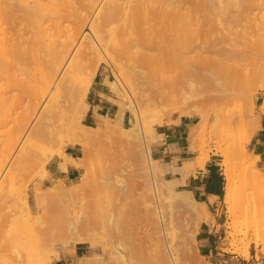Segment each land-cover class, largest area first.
Instances as JSON below:
<instances>
[{
    "label": "bare ground",
    "instance_id": "6f19581e",
    "mask_svg": "<svg viewBox=\"0 0 264 264\" xmlns=\"http://www.w3.org/2000/svg\"><path fill=\"white\" fill-rule=\"evenodd\" d=\"M214 31L219 32L216 42L222 46L216 48L215 52L211 49L212 57L209 54L207 58H203L208 63L206 66L202 65V57V62L197 63L192 59L193 54L199 50L204 52L201 44H214ZM261 32H264V0H0V260H5L6 264L52 263L50 248H47L50 243H43L46 240L42 237L45 232L39 234L40 228L45 227L41 223L40 227L35 222L34 208L28 203V195L18 189V183L24 177L22 173L32 171L28 168L35 164L34 161L42 149L41 143L47 136L65 127L63 143L51 159L58 155L61 161L57 166L60 171H66L68 163L78 166L80 160L77 162L67 156L64 144L82 147L94 140L97 134L93 131L102 128L100 122L104 128H108L112 126V121L126 131L132 130L131 124L139 121L143 125L144 133L151 129L153 123L163 124L161 115L145 121V110L138 104L136 96L134 98L137 103L127 90L132 100L126 102L117 83L108 79L107 85L119 99L120 105L113 117H109V114H97L95 116L98 121L95 126L83 124L82 119L90 108L86 98L101 63H116L117 59L125 57L128 63L133 59L131 65L125 67L126 74L140 79L145 73L146 65L157 61L156 59L190 60L201 64L192 67L188 65L190 69L187 70L191 76L188 84L194 86L195 81L203 83L210 93L218 94L214 98H220L222 103L227 98V105L232 100L236 104L233 110L236 112L231 111L230 115L227 114L225 106L216 107L217 110L220 109L216 110L218 113H223L225 109L226 115L215 113L216 116L211 122L212 128L220 133L221 127L230 128L237 121H243L241 123L247 142L260 127V114L256 112L255 99L264 90V63L260 62V56L264 55V48L260 44L264 43L258 42L261 49H257L254 44L260 38ZM213 47L215 49L216 45ZM145 61L147 64H144ZM128 67L133 75L128 74ZM225 75L230 80H226L228 86L224 81ZM235 85L239 88L237 86L238 89H235ZM133 86L134 84L133 94L137 95ZM229 98L233 99L228 100ZM82 129L87 131L81 132ZM217 135L220 136L218 133ZM19 142L21 147L7 167ZM148 143L145 160L151 182L148 183L147 192L160 201L162 187L158 185L155 161L151 157L150 142ZM245 143H241L235 150L244 168L233 170L228 161L229 156L225 153L223 203L227 211L231 210V205L236 204L245 216L244 237L250 235V238L242 255L248 259L250 245L264 250V209L257 208L259 199L263 198L264 201V170L256 168V157L246 149ZM50 160L42 165V176L47 173L46 166ZM204 161L205 158L202 157L196 164L185 162L182 168L176 167L173 170L183 172L181 174L184 177L196 168L203 169ZM32 168L36 170L35 165ZM85 176L86 173L81 174V179L85 181L84 183L80 179L83 185L89 184L84 179ZM62 182V179H52L51 184L46 187L48 194L55 196L53 202L46 204L49 203L52 209L62 210L69 217V224L63 229L65 234L68 232L79 235L81 231L76 220L83 210V202L81 197L74 194L79 188L67 191ZM179 183V180L171 179V185L166 187L170 191L169 201L183 205L181 207H186L198 219L203 218L202 213L207 205L195 200L188 191H184L186 197H180L183 193L176 189ZM86 185L76 186L83 189ZM41 188L44 190V187ZM34 194L40 196L45 193L41 194L40 188L36 187ZM214 200L209 201L213 203ZM35 203L41 209V202ZM46 204L42 205V209L43 206H48ZM58 211L55 209L54 213ZM153 214V223L158 226L159 234L173 239L174 234L168 232L162 206L158 205ZM149 217L152 218L151 215ZM226 227L234 250L239 239L234 238L242 228L238 229L234 218L228 220ZM47 234L49 232L46 236ZM85 235L81 236L84 238ZM162 237V245H156L163 249L153 252V256L157 255L151 258L156 260H151L156 261L155 264H158L157 260L161 264H177V257L172 251L174 245L171 246L168 238L165 240L169 243L167 246ZM40 240L43 245L39 244ZM239 244L242 245L243 242ZM123 257L118 256L120 264L126 263Z\"/></svg>",
    "mask_w": 264,
    "mask_h": 264
},
{
    "label": "rangeland",
    "instance_id": "374dc122",
    "mask_svg": "<svg viewBox=\"0 0 264 264\" xmlns=\"http://www.w3.org/2000/svg\"><path fill=\"white\" fill-rule=\"evenodd\" d=\"M216 32L218 31H214V33L212 32V41H214L212 43L216 45L215 49L213 47L214 44L209 46V43L206 42L207 44L200 45L203 46L202 48L204 52H201L198 49L199 51L193 54L192 59L197 61V63H200L203 60L202 65L206 66L208 63L204 61V59L208 57L207 55L210 54L212 57V51L217 50L222 46L216 42V39L219 37V32ZM255 42L256 44H254V46L256 45L257 49L264 48V45L260 44L264 43V32L260 33V38L258 37V40H255ZM258 42L261 48L258 45ZM202 48L200 47L201 50ZM137 51L140 50L138 49ZM151 53H153V51ZM201 57L202 60L200 59ZM260 57L262 59L260 62L264 63V55ZM132 58L133 57H130V59ZM125 60H127L126 57L123 59H117L116 63H101L98 71L100 70L103 72L107 79L117 83L118 87L125 95L126 102L132 100L128 95L127 90L132 94L133 98L136 96L138 104H140L145 110V121L148 122L152 117L160 115L164 123H171L173 122V118L177 119L178 116L190 119L193 124L190 126L188 134V138L191 141L189 149L198 154L194 163H198L200 158L204 157L205 166L210 155L219 158L224 187L225 155L228 154V161H230L233 170L237 171L244 168V166L240 164V160L235 154V150L246 142L247 135L244 134L245 129L241 123L243 121H237V123L230 128H227L226 126L225 128L221 127L222 131L219 129L220 133L219 131L215 132L211 126V122L216 114H219L220 112L222 113V111H219V113L216 112V107L218 108V106L219 108L220 106L223 108L225 106L227 111L225 109L224 111H226L228 115L232 112H236V110L233 111L236 106L234 100H232L233 104L231 101L230 103L228 101L229 105H227V98H225V104L222 103V101L219 100L220 98L218 99V97H216L218 94L210 93L209 90H207L209 88L205 87V84L203 83L199 84L198 81H195L196 84L194 86H190L188 84V79H190L191 76L187 70L189 68L188 65L190 64L191 67L193 65H201L196 64L194 61H179L164 58L160 60L156 59L157 61H152L153 63L149 62L148 66L146 65L142 80L133 75L129 71V67L127 68V72L128 74L133 75L134 78L132 76L129 77V75L127 76L125 67L131 65L130 62H133V59L128 63ZM146 61L144 64H147ZM148 61H150V59ZM228 78V75H225L224 81ZM126 81H129V83ZM130 82H133L137 95L133 94V84L130 85ZM105 83L107 84L106 80ZM182 85L184 88H182ZM228 85L229 83L227 86ZM237 86L235 85L234 88L238 89L239 86L238 88ZM241 88L243 87H240V89ZM245 89H242V91H246ZM237 92L239 91L237 90ZM110 94V100L117 110L120 101L111 90ZM214 95H216L215 97L218 100L214 98ZM262 95H264V90L258 93L255 99V109L257 113V101ZM184 98L185 102H183ZM230 99L233 98H229L228 100ZM134 100L136 101L135 98ZM86 101L88 102V99ZM221 110L223 109L221 108ZM224 111L222 114L226 115L224 114ZM114 113L109 115V117H113ZM164 113H167L168 115L170 114V118ZM97 121L98 119L93 121L87 118L82 119L83 124H89L91 126H95ZM127 122L128 120H126L125 124H127ZM99 125L102 127L101 129H97L96 132L92 130L97 134L96 138L82 145L84 150L81 146H76L79 157L76 161L78 162L80 160L79 163L81 164L78 163L80 166L77 164L79 167L75 166L80 170L79 176L71 181L66 182L63 180L62 182L63 187H66L65 190L67 191H71V189L74 190L75 187L76 189L79 188L77 189V193L76 190L75 192L72 191L74 194L81 197L83 202V210L79 215V218L76 220V225L79 231H81L79 232V235L77 233L72 235L68 232L65 234L63 231L64 227L69 224V217H67V214L62 213V210L60 211L59 209L58 211L55 207L54 208L58 213H54L55 209H52V206H49V201H52L55 196L48 194L45 189L51 184L52 180L50 183L43 185L42 180L47 176L48 172L46 174L44 173L42 176L40 170L42 165L55 155L56 149L63 143V134L65 132L64 126L59 128V131L56 133L47 136L41 143L42 149L34 161L36 170L33 169L34 167L32 168V166H34L32 165L28 170L31 169L33 172L26 170L27 172L22 173V176L24 177H21L22 179L18 183V189L23 194L28 195V203L34 208L33 217L36 220L35 222H38V225L41 223V226L43 225L45 227L44 229L39 225L41 227L39 234L45 232L44 235L41 234L43 240H45L44 237L46 238L43 243H50V247L47 246V248H50L51 264H120L118 258L119 255H122V257L124 256L123 259H125L124 261L127 264H155L156 261L153 262V260H156V258L154 259L153 257L157 254L153 256V252L156 253L155 251L160 250V246L158 248L157 246L162 245L160 242L162 235L159 234V231L157 230L158 226L155 225L156 223H153V219H155L153 212L158 205H161L164 211V218L166 219L165 223L167 224V229L169 228L168 232L171 231L174 234L173 239L171 237L164 238L163 236L162 238H164V241H162L168 244L167 246H169L170 242L171 246L174 245V247L172 246L174 249L172 251H174L173 253L177 257L176 259L179 264H221L224 259L231 256H237L240 260L249 261L252 254L254 255L259 251H264L255 248L252 244L249 247V258L246 259L242 255L245 251V244L250 238V235L247 238L244 237L245 216L239 211V207L236 204L230 206L231 210H226V206L223 203L224 188L223 194L217 204L213 207L207 206L204 212L202 210V220L200 218L199 220L198 216L190 214L186 207H181L183 205H176L169 201L168 198L170 197V191L166 187L171 185V180L164 179L165 170L158 163L156 165V162L154 167H156V178L157 181H159V184H157L162 187L160 201H157L153 194L147 192L148 183L151 182V178L147 171L145 150L147 149L146 145L149 144L148 142H150V144L152 142L151 133H153L154 129L156 130L157 125L154 123L151 124L152 127L147 132L148 134L144 133L145 130L142 128L143 125H140L139 121L131 124L133 129H130L132 130L128 129L126 131L122 126L115 125L112 121H110V125L112 126H109L108 128H104L101 122ZM86 131L87 129L81 130V132ZM124 132H126V134ZM186 132H188L187 129ZM217 133L220 135L219 137ZM250 140L245 143L247 150ZM64 146L65 152V150L72 145L64 144ZM20 147L21 145L19 142L13 155L9 159L7 167H9L14 160ZM54 158H59V156L57 155ZM54 158H52L50 162L54 160ZM5 171H7V168ZM26 173L31 176H26ZM35 173L38 174L36 175ZM82 173H86L84 179L89 182V184L87 183L88 186L84 184L86 185L83 188L84 190L79 187L84 186L82 184V181L84 180L81 179ZM86 177H89L90 179H86ZM94 180L97 182H93ZM77 184H79L78 187L76 186ZM36 187L40 188L41 194L42 192L45 194L36 196L34 194ZM41 187H44V190ZM179 191L183 193V195L180 194V197H186L187 194H185L184 191ZM55 200L56 199H54V201ZM36 201L41 202V209L39 207L40 205L38 207L35 206ZM46 202L49 203L46 204ZM259 202L257 203V208L264 209L263 198H260ZM43 204L48 206H43L44 208L42 209ZM50 209H52L51 212ZM45 210L48 211L46 212ZM150 215L151 217L153 216L151 219L149 217ZM232 218H234L238 229L242 228V231L238 234L239 236L237 235L234 238V240L239 238L236 243L239 247H235L237 249L236 251L235 248L233 250L231 247V238L227 236L229 230L227 229L226 224L228 220L231 221ZM114 224L116 226L118 225V228ZM206 231H208L209 234L205 239L203 236ZM47 232H49V234L46 236ZM82 232L90 237L91 240H89L85 234V237L83 238L82 236L84 235L80 234ZM168 238L169 243L166 242V239ZM41 240V243H38L43 245V240ZM205 241H207L206 245H204ZM238 241L239 243L243 242V244L240 245ZM75 247L81 248L80 255L77 257L73 254V249ZM151 256L153 257L151 258ZM256 259H258L257 256ZM151 261L153 263H151ZM157 262L158 264L160 263L158 260ZM3 263H5V260ZM3 263L1 262V264Z\"/></svg>",
    "mask_w": 264,
    "mask_h": 264
},
{
    "label": "crops",
    "instance_id": "0c3cea01",
    "mask_svg": "<svg viewBox=\"0 0 264 264\" xmlns=\"http://www.w3.org/2000/svg\"><path fill=\"white\" fill-rule=\"evenodd\" d=\"M106 79V75L99 70L87 95L90 108L84 118L93 121L97 119V116H95L97 114L112 115L115 112L116 108L110 100L111 94L108 85L105 83ZM262 105L263 107L261 108ZM94 106L96 107L94 108ZM257 108L258 114H260V127L254 132L248 144V150L256 157V168L264 170V95L258 98ZM180 117L178 116L177 119L173 118L171 123L163 122L162 125H157L156 130L154 129L153 133H151L153 138L150 144L151 157L165 170L164 179L179 180L180 183L176 186L177 190L188 191L198 202L213 207L220 200L224 188L219 158L210 155L204 169L196 168L194 171H189L184 177L181 174L183 172L179 173L180 171L175 172L173 170L176 167L182 168L185 162L194 163L198 156L197 153L189 149L191 141L188 138V132H186V129L189 131L193 123H191L190 119ZM159 136L162 137L160 138ZM65 154L74 160L79 159L76 146L68 147L65 150ZM60 161V158H54L48 163L46 167L48 174L42 180L43 185L50 183L52 179H62L67 182L79 176V168L69 163L66 171H60L59 166H57ZM182 181L183 184L181 183ZM211 198L215 199L213 203L210 202ZM204 233L203 237L206 239L209 232L206 231ZM206 244L207 241L204 242V245ZM80 252V247L73 249V254L76 257L80 255ZM256 255L258 259H256ZM221 264H264V251L252 254L249 261L240 260L237 256H231L224 259Z\"/></svg>",
    "mask_w": 264,
    "mask_h": 264
},
{
    "label": "trees",
    "instance_id": "16d2710c",
    "mask_svg": "<svg viewBox=\"0 0 264 264\" xmlns=\"http://www.w3.org/2000/svg\"><path fill=\"white\" fill-rule=\"evenodd\" d=\"M89 125V124H88Z\"/></svg>",
    "mask_w": 264,
    "mask_h": 264
}]
</instances>
